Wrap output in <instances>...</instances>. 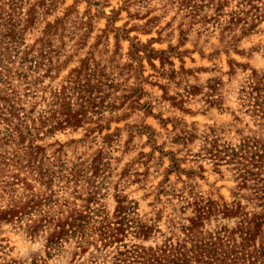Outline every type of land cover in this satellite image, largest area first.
<instances>
[{
    "label": "rangeland",
    "instance_id": "rangeland-1",
    "mask_svg": "<svg viewBox=\"0 0 264 264\" xmlns=\"http://www.w3.org/2000/svg\"><path fill=\"white\" fill-rule=\"evenodd\" d=\"M0 264H264V0H0Z\"/></svg>",
    "mask_w": 264,
    "mask_h": 264
},
{
    "label": "clouds",
    "instance_id": "clouds-1",
    "mask_svg": "<svg viewBox=\"0 0 264 264\" xmlns=\"http://www.w3.org/2000/svg\"><path fill=\"white\" fill-rule=\"evenodd\" d=\"M5 207H7V205H5Z\"/></svg>",
    "mask_w": 264,
    "mask_h": 264
}]
</instances>
